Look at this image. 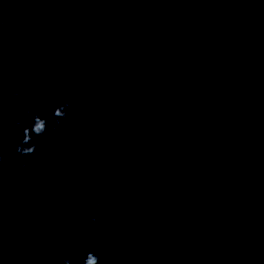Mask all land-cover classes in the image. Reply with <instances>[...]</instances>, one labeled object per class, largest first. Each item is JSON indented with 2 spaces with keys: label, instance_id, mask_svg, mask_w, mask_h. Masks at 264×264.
I'll list each match as a JSON object with an SVG mask.
<instances>
[{
  "label": "water",
  "instance_id": "1",
  "mask_svg": "<svg viewBox=\"0 0 264 264\" xmlns=\"http://www.w3.org/2000/svg\"><path fill=\"white\" fill-rule=\"evenodd\" d=\"M2 7L0 264H264V0ZM12 90L75 104L28 170Z\"/></svg>",
  "mask_w": 264,
  "mask_h": 264
},
{
  "label": "clouds",
  "instance_id": "2",
  "mask_svg": "<svg viewBox=\"0 0 264 264\" xmlns=\"http://www.w3.org/2000/svg\"><path fill=\"white\" fill-rule=\"evenodd\" d=\"M10 2H31V0H0V259H2V174L4 164L3 151V134H2V118H3V74H2V37L3 28L8 21L3 17V4ZM97 2H128V3H216V2H259V0H97ZM25 82L29 81L27 74L23 75ZM10 95L17 100L16 107L23 108L24 111L13 113L15 117L13 127L22 129L21 139L15 144V151L21 157L27 159L21 160L20 166L24 170H28L35 166V161L30 157L35 155L44 145L39 141V137L47 136L51 138L52 134L59 130L63 121L67 119L69 110L75 108V104L71 100H65L61 104L53 105L51 110L47 107L43 109L44 115L41 116L36 108L28 106V100L24 92L12 90ZM52 116L53 123L51 129L48 127L49 116ZM31 116L32 120L29 124H25L22 118ZM85 159L84 155L73 157L75 163H80ZM104 197L101 196L95 202V206L99 208ZM115 211V209H112ZM88 221L95 226L102 222V217L89 214ZM102 253L100 251H88L83 257L81 264H100ZM62 264H73V253L70 249H65L61 256Z\"/></svg>",
  "mask_w": 264,
  "mask_h": 264
}]
</instances>
